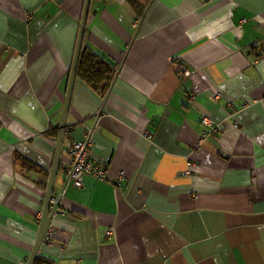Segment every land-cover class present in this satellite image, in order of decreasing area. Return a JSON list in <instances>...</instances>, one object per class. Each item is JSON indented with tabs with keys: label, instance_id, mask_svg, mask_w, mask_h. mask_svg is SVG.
Here are the masks:
<instances>
[{
	"label": "crops",
	"instance_id": "obj_1",
	"mask_svg": "<svg viewBox=\"0 0 264 264\" xmlns=\"http://www.w3.org/2000/svg\"><path fill=\"white\" fill-rule=\"evenodd\" d=\"M84 1L0 0V264L38 236ZM84 52L32 264H264V0H90ZM86 135L113 182L63 189Z\"/></svg>",
	"mask_w": 264,
	"mask_h": 264
},
{
	"label": "water",
	"instance_id": "obj_2",
	"mask_svg": "<svg viewBox=\"0 0 264 264\" xmlns=\"http://www.w3.org/2000/svg\"><path fill=\"white\" fill-rule=\"evenodd\" d=\"M89 5H90V0H85L81 19H80V24H79V30H78L77 40H76L74 57H73L71 68H70L67 92H66V97H65V101H64L62 117H61V121L59 124V132H58V135L56 138L55 153H54V157H53L52 168H51L50 175H49V180H48V185H47V190H46V196H45V201H44V207H43V212H42L40 225H39V232H38L36 242L34 244L31 256L29 257L27 264L33 263L36 255H37V252L39 250V247H40V245H41V243L45 237V234L49 228L52 216L54 215L55 211L57 210V207L59 204V198H55L53 195V193H54L53 192L54 180H55V176L57 173L61 147L63 144V137H64V133H65V129H66V120H67V115L69 112L72 88H73L74 81H75V78L77 75V70H78V65H79V60H80V55H81V50H82V43H83V38H84V32H85L86 22H87V18H88ZM66 184H67V181H65L63 189L65 188ZM52 199L56 200L55 203L51 202ZM51 206H52V209L50 210Z\"/></svg>",
	"mask_w": 264,
	"mask_h": 264
},
{
	"label": "built area",
	"instance_id": "obj_3",
	"mask_svg": "<svg viewBox=\"0 0 264 264\" xmlns=\"http://www.w3.org/2000/svg\"><path fill=\"white\" fill-rule=\"evenodd\" d=\"M180 72L184 75H188L186 68H180ZM219 97V94L215 96V99ZM200 123L204 127H211L213 130H217V125L208 117L203 116ZM205 136V132H202ZM90 139L86 137L82 141L71 142L68 149L69 161L63 165L62 171L67 180V184L74 188H81L85 177L89 176L98 182H109L112 183L113 179L110 180L105 172V168L95 163L90 157ZM191 172L188 167L181 173L182 177H190ZM55 199H52V203H55ZM112 233V228L107 231V235ZM51 232H46L44 240L51 236Z\"/></svg>",
	"mask_w": 264,
	"mask_h": 264
},
{
	"label": "trees",
	"instance_id": "obj_4",
	"mask_svg": "<svg viewBox=\"0 0 264 264\" xmlns=\"http://www.w3.org/2000/svg\"><path fill=\"white\" fill-rule=\"evenodd\" d=\"M84 57L86 58V59H88V58H90V59H94L96 56L95 55H91L90 53H83V55H82V57H81V59H82V61L79 63L80 65H79V71H80V75H84L85 74V68L83 67V59H84ZM95 63V62H94ZM93 64V63H92ZM93 69V66L91 65V70Z\"/></svg>",
	"mask_w": 264,
	"mask_h": 264
}]
</instances>
